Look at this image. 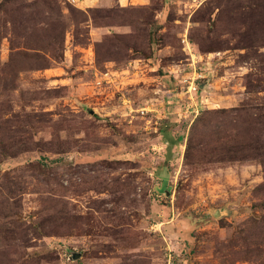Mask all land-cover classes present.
Returning <instances> with one entry per match:
<instances>
[{
	"label": "rangeland",
	"instance_id": "374dc122",
	"mask_svg": "<svg viewBox=\"0 0 264 264\" xmlns=\"http://www.w3.org/2000/svg\"><path fill=\"white\" fill-rule=\"evenodd\" d=\"M0 264H264V0H0Z\"/></svg>",
	"mask_w": 264,
	"mask_h": 264
}]
</instances>
